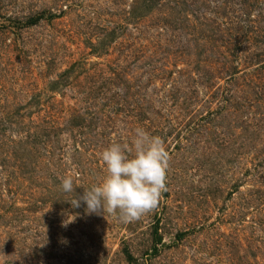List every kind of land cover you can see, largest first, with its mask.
Listing matches in <instances>:
<instances>
[{"label": "rangeland", "instance_id": "obj_1", "mask_svg": "<svg viewBox=\"0 0 264 264\" xmlns=\"http://www.w3.org/2000/svg\"><path fill=\"white\" fill-rule=\"evenodd\" d=\"M137 128L156 206L73 207ZM0 264H264V0H0Z\"/></svg>", "mask_w": 264, "mask_h": 264}, {"label": "clouds", "instance_id": "obj_2", "mask_svg": "<svg viewBox=\"0 0 264 264\" xmlns=\"http://www.w3.org/2000/svg\"><path fill=\"white\" fill-rule=\"evenodd\" d=\"M106 174L98 183L84 189L71 201L73 207L85 206L87 214L117 215L128 223L153 209L166 190L169 154L158 136L137 128L130 143H111L99 154ZM59 187L73 191V179L66 176Z\"/></svg>", "mask_w": 264, "mask_h": 264}]
</instances>
